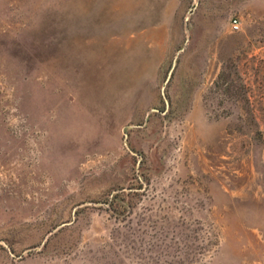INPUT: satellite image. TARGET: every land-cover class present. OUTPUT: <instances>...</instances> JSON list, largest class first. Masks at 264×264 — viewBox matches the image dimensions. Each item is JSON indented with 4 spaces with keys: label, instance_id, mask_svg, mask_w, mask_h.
I'll use <instances>...</instances> for the list:
<instances>
[{
    "label": "rangeland",
    "instance_id": "374dc122",
    "mask_svg": "<svg viewBox=\"0 0 264 264\" xmlns=\"http://www.w3.org/2000/svg\"><path fill=\"white\" fill-rule=\"evenodd\" d=\"M0 264H264V0H0Z\"/></svg>",
    "mask_w": 264,
    "mask_h": 264
},
{
    "label": "built area",
    "instance_id": "2783aa9c",
    "mask_svg": "<svg viewBox=\"0 0 264 264\" xmlns=\"http://www.w3.org/2000/svg\"><path fill=\"white\" fill-rule=\"evenodd\" d=\"M231 27H232L233 29H236V28H237V24H236V20H235V19H233V20L231 21Z\"/></svg>",
    "mask_w": 264,
    "mask_h": 264
}]
</instances>
